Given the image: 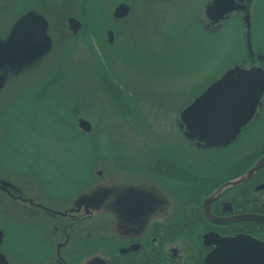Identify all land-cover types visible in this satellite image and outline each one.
Instances as JSON below:
<instances>
[{
  "label": "rangeland",
  "instance_id": "rangeland-1",
  "mask_svg": "<svg viewBox=\"0 0 264 264\" xmlns=\"http://www.w3.org/2000/svg\"><path fill=\"white\" fill-rule=\"evenodd\" d=\"M210 1L0 0V61L8 51L2 35L17 12L44 15L24 17L13 35V58L26 65L23 76L4 85L0 74L1 214L14 212L20 219L25 218L20 210L31 214L25 197L34 189L26 178L44 158L49 159L45 168L72 175L85 167L82 154L95 152L90 140L169 134L179 118L176 105L185 106L228 69L244 64V16L237 13L209 30L204 20ZM121 2L132 6L125 21L113 17ZM62 11L68 12L57 15ZM251 14L254 46L264 49V0H255ZM47 15L50 28L43 33ZM69 16L83 23L77 34L68 30ZM23 29L33 34L31 39H19ZM109 29L115 33L113 43ZM56 55L46 71L35 68ZM161 108L174 113L166 115ZM80 118L92 123V131L80 129ZM25 220L32 225L29 217ZM27 227L9 223L7 229L27 239Z\"/></svg>",
  "mask_w": 264,
  "mask_h": 264
},
{
  "label": "flooded vegetation",
  "instance_id": "flooded-vegetation-1",
  "mask_svg": "<svg viewBox=\"0 0 264 264\" xmlns=\"http://www.w3.org/2000/svg\"><path fill=\"white\" fill-rule=\"evenodd\" d=\"M237 1L239 9L225 19L239 13L247 22L255 0ZM24 14L7 27L4 43ZM225 19L214 23L206 16L205 27ZM244 45V64L264 68V49L255 48L252 29ZM49 62L35 68L46 71L54 59ZM25 66L6 53L0 62L4 85L21 78ZM200 94L176 105L179 118L169 134L90 140L95 152L82 154L85 167L72 175L45 168L44 158L26 178L34 189L25 197L31 214L0 213V255L10 264H264V96L235 140L210 145L186 136L181 120ZM9 223L31 226L28 238L8 233ZM221 241L237 243L222 248Z\"/></svg>",
  "mask_w": 264,
  "mask_h": 264
},
{
  "label": "water",
  "instance_id": "water-1",
  "mask_svg": "<svg viewBox=\"0 0 264 264\" xmlns=\"http://www.w3.org/2000/svg\"><path fill=\"white\" fill-rule=\"evenodd\" d=\"M237 0H211L205 9V20L206 16L208 17L209 21L217 22L221 19H225L226 14L233 10H238L239 8L237 5ZM132 11V6L129 2H121L119 3L113 12V17L119 21H125ZM41 14V13H40ZM40 14H25L21 19H19L13 26L11 30V34L8 38V51L5 52L4 57L10 55L11 52L13 53L12 49V39L13 35L19 29L23 18L28 15H37L42 17ZM249 18L246 22V30L248 29V33L251 31V14L249 13ZM29 17V16H28ZM44 17V16H43ZM245 19V17H244ZM224 22L226 21L223 20ZM223 22V23H224ZM47 20L43 19V33L48 31ZM69 29L74 33L77 34L80 29H82L83 24L82 22L77 19L75 16H70L68 18ZM222 25V24H221ZM220 25V26H221ZM107 38L110 43H113L115 40V33L114 30L109 29L107 31ZM4 43L5 45L7 44ZM2 62V61H0ZM13 64V62H10ZM219 87H225L231 94L239 97L241 100V105L238 108L234 118L228 124L227 129H208L202 126L194 125L189 120V114L192 111V108L195 105H199L202 102L210 101L211 100V93L214 89ZM264 96V68L261 66H253L248 67L245 64L236 65L230 69H228L220 78L215 80L211 85H209L198 97H196L189 105H187L182 113H181V120L185 127V134L189 138L199 139V140H207L210 142V145H218V144H225L231 140H235L242 127L249 123L256 111L257 108L260 106L262 102V98ZM194 104V105H193ZM79 123L81 128L85 131L89 132L92 131L93 126L89 120L84 118L79 119ZM129 191V195H130ZM2 231H0V242L2 240ZM0 264H10L7 259L0 255Z\"/></svg>",
  "mask_w": 264,
  "mask_h": 264
},
{
  "label": "snow or ice",
  "instance_id": "snow-or-ice-1",
  "mask_svg": "<svg viewBox=\"0 0 264 264\" xmlns=\"http://www.w3.org/2000/svg\"><path fill=\"white\" fill-rule=\"evenodd\" d=\"M32 35L26 29H23L20 32L19 39L27 41L32 38ZM210 95L211 100L195 105L188 118L194 125L212 130H226L242 102L239 97L231 94L225 87L214 89ZM219 243L224 248L233 246L237 242L221 241Z\"/></svg>",
  "mask_w": 264,
  "mask_h": 264
},
{
  "label": "trees",
  "instance_id": "trees-1",
  "mask_svg": "<svg viewBox=\"0 0 264 264\" xmlns=\"http://www.w3.org/2000/svg\"><path fill=\"white\" fill-rule=\"evenodd\" d=\"M97 62V61H96ZM102 76L106 75V73L104 72V70L102 71V74H100ZM110 87V86H109Z\"/></svg>",
  "mask_w": 264,
  "mask_h": 264
}]
</instances>
